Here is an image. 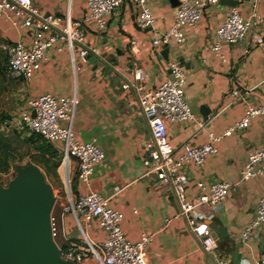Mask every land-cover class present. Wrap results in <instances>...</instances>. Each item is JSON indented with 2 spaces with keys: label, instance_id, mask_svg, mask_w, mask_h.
Returning a JSON list of instances; mask_svg holds the SVG:
<instances>
[{
  "label": "crops",
  "instance_id": "0c3cea01",
  "mask_svg": "<svg viewBox=\"0 0 264 264\" xmlns=\"http://www.w3.org/2000/svg\"><path fill=\"white\" fill-rule=\"evenodd\" d=\"M182 1L194 0H152L156 22L151 28H143L138 9L127 0L117 14L108 17L107 28L88 25L86 59L78 50L72 52L65 42L57 41L30 81L16 80L7 73L22 81L25 105L44 94L63 98L76 92L79 104L73 132L81 142H96L106 158L90 177L89 186L77 184L75 195L96 192L109 198L108 206L124 215L121 229L132 242L143 233L154 234L146 250L149 264H257L264 254V224L246 243L242 242V234L264 196V176L241 180L250 152L264 144L263 118L252 119L247 129L224 134L244 118L250 107L264 104V24L252 28L243 41L225 45V60L216 57L212 47L218 42L217 30L233 8L249 19L254 12L264 14V0H221L207 7L196 29L184 28V43L174 40L162 51H155L152 41L174 24ZM33 2L43 14L63 19L69 14L77 21L87 16L85 0ZM18 41L29 46V31L16 29L0 18V49L6 54L5 48ZM165 49H169L166 56ZM175 61L186 74L185 99L205 126L200 128L194 121L167 122L170 144L174 148L185 143L201 146L210 134L223 136L216 145L218 152L208 156L201 166L186 163L181 169L189 180L187 198L202 193L198 183H203L208 193L219 181L235 186L221 210L213 211L205 205L197 209L216 237L215 254L203 250L186 218L179 215L175 196L160 189L154 177L145 176L143 148L151 138V130L131 94L122 89L126 80L134 79L137 68L146 74L145 87L156 88L170 78V65ZM14 122L17 130L19 114ZM60 124L68 125L64 121ZM52 144L57 149L62 146L60 142ZM73 167L77 170L76 164ZM71 220L70 213L64 216L67 232ZM89 234L96 239L99 230L94 227Z\"/></svg>",
  "mask_w": 264,
  "mask_h": 264
},
{
  "label": "built area",
  "instance_id": "2783aa9c",
  "mask_svg": "<svg viewBox=\"0 0 264 264\" xmlns=\"http://www.w3.org/2000/svg\"><path fill=\"white\" fill-rule=\"evenodd\" d=\"M127 0H85L87 16L80 21L73 20L69 14L63 19L55 14H43L33 0H0V18L16 29H26L31 36V44L23 41L10 44L5 48L7 71L16 80L30 81L35 69L46 58L49 48L57 41H63L72 52L78 50L82 58L88 56L87 27L95 25L100 29L108 26V17L117 14ZM138 9L143 28L154 26L156 19L151 9L152 0H130ZM221 0H194L179 3L174 24L152 41L155 51H162L172 41L184 43V28L196 29L207 7L217 5ZM264 24V14L254 12L249 19L241 16L233 8L217 30L218 42L212 47L215 56L225 60L223 47L243 41L252 28ZM249 53V50L246 51ZM171 76L154 89L145 87L146 74L141 68L135 70L134 79L126 80L122 89L131 94L141 116L148 122L151 138L144 145L145 176L154 177L160 189L171 192L180 207V214L186 218L188 227L201 243L206 253L217 252V240L212 229L206 225V217L197 209L205 205L219 211L235 186L219 181L206 191L203 183H198L202 193L188 199L186 187L188 177L181 169L186 163L201 166L208 156L216 154V147L223 136L209 135L207 143L201 146L183 144L174 148L168 138L167 122L194 121L200 128L205 126L192 111L185 99L184 86L186 74L180 62L170 65ZM236 96L238 92L234 93ZM78 96L57 98L44 94L30 99L19 113V131L38 135L48 142L62 144L61 155L64 164L77 165V180L90 185V177L95 169L105 161V152L96 142H81L73 132ZM35 112V117L33 113ZM261 116L264 121V104L250 107L244 118L226 131L229 136L236 129H247L252 119ZM66 122V127L61 126ZM8 127L12 129L11 124ZM17 129V130H18ZM264 176V144L251 151L242 171L241 181L256 180ZM69 213L72 215L76 231H66L63 222L59 225L52 213L53 238L60 249L61 258L76 264H149L147 247L154 234L143 233L136 242L130 241L121 229L124 215L108 206L109 198L96 192L74 195L69 190ZM136 213V212H135ZM64 219V215L63 218ZM264 224V196L259 200L256 215L242 234L246 243L254 231ZM96 227L99 237L93 239L90 231ZM77 232V234H75ZM62 238V244L57 239ZM257 264H264V254Z\"/></svg>",
  "mask_w": 264,
  "mask_h": 264
},
{
  "label": "water",
  "instance_id": "95a60500",
  "mask_svg": "<svg viewBox=\"0 0 264 264\" xmlns=\"http://www.w3.org/2000/svg\"><path fill=\"white\" fill-rule=\"evenodd\" d=\"M55 204L52 186L35 165L19 168L7 186L0 182V264H76L61 258L53 238Z\"/></svg>",
  "mask_w": 264,
  "mask_h": 264
},
{
  "label": "rangeland",
  "instance_id": "374dc122",
  "mask_svg": "<svg viewBox=\"0 0 264 264\" xmlns=\"http://www.w3.org/2000/svg\"><path fill=\"white\" fill-rule=\"evenodd\" d=\"M7 72L6 54L3 49H0V138L5 144L11 146L15 156L14 160L11 161L10 169L0 173V182L7 186L16 177L19 168L28 165L39 167L45 176L46 182L52 186L54 191L56 204L53 214L60 225L63 222V215L69 214L68 208L71 203L69 190L71 189L73 196L75 195L72 188L77 180V170L73 165L69 167L67 163H63L61 145L58 148L60 154L58 159H50L47 163L36 151L35 145L29 141L32 135H25V132L15 130L14 121L18 118V114L26 103V90L22 85V81L12 79ZM10 124H13L14 130L9 129L8 131L7 126H10ZM55 165H57V168L53 172ZM77 187L76 185L75 189ZM71 221L69 228L71 231H76L73 218ZM57 241L62 244V238L59 237Z\"/></svg>",
  "mask_w": 264,
  "mask_h": 264
},
{
  "label": "trees",
  "instance_id": "16d2710c",
  "mask_svg": "<svg viewBox=\"0 0 264 264\" xmlns=\"http://www.w3.org/2000/svg\"><path fill=\"white\" fill-rule=\"evenodd\" d=\"M29 141L35 145L36 151L47 163L50 159H58L60 155L59 150L52 144V142H48L47 140L35 134L29 138ZM12 151L13 150H11V146L5 144L2 138H0V173L10 169L11 161L15 158ZM57 165H55L53 172L56 170ZM76 185L77 180L72 188L74 193L76 192Z\"/></svg>",
  "mask_w": 264,
  "mask_h": 264
},
{
  "label": "bare ground",
  "instance_id": "6f19581e",
  "mask_svg": "<svg viewBox=\"0 0 264 264\" xmlns=\"http://www.w3.org/2000/svg\"><path fill=\"white\" fill-rule=\"evenodd\" d=\"M64 165V164H63Z\"/></svg>",
  "mask_w": 264,
  "mask_h": 264
}]
</instances>
